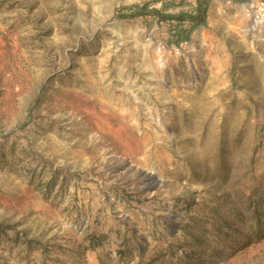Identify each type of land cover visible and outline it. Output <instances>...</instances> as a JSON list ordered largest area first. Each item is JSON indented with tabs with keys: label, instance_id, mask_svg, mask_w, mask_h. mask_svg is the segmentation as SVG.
Segmentation results:
<instances>
[{
	"label": "rangeland",
	"instance_id": "374dc122",
	"mask_svg": "<svg viewBox=\"0 0 264 264\" xmlns=\"http://www.w3.org/2000/svg\"><path fill=\"white\" fill-rule=\"evenodd\" d=\"M0 264H264V0H0Z\"/></svg>",
	"mask_w": 264,
	"mask_h": 264
},
{
	"label": "trees",
	"instance_id": "16d2710c",
	"mask_svg": "<svg viewBox=\"0 0 264 264\" xmlns=\"http://www.w3.org/2000/svg\"><path fill=\"white\" fill-rule=\"evenodd\" d=\"M233 1H245V0H233ZM247 1V0H246ZM204 5L201 1L198 2V5L196 7V12L194 14H177V15H170V14H162L159 15V12H155L154 15H157L164 21H170L172 20L174 22V25L178 30H176V35H174L171 39V43L179 46L182 42H187L190 40L191 34L193 31L200 26L201 24L205 23L204 18ZM151 12H148L147 6H141V5H132L129 7L123 8V17L126 18H133V17H139V16H146L150 14ZM188 24L184 28V25Z\"/></svg>",
	"mask_w": 264,
	"mask_h": 264
},
{
	"label": "bare ground",
	"instance_id": "6f19581e",
	"mask_svg": "<svg viewBox=\"0 0 264 264\" xmlns=\"http://www.w3.org/2000/svg\"><path fill=\"white\" fill-rule=\"evenodd\" d=\"M263 22L261 20H255L253 23V28L255 29L258 25ZM258 29V28H257ZM158 61V60H157ZM164 66V65H163ZM160 78V77H159ZM158 80V79H157ZM202 80V79H201ZM160 81V80H159ZM161 82V81H160ZM170 91V90H169ZM134 93V92H133ZM138 106V105H137ZM141 106V105H140ZM137 110V109H136ZM137 112V111H136ZM137 118V117H136ZM159 119V118H157ZM136 121V120H135ZM160 123V122H159ZM126 159V158H125ZM124 159V160H125ZM125 162V161H124ZM133 162V161H132ZM135 164V163H134ZM133 164V166H134ZM117 167V166H116ZM129 167V166H128ZM139 167V166H138ZM131 168V167H130ZM118 169V168H117ZM139 169V168H138ZM141 181L144 183V187L153 190L155 187H162L166 182H164L160 176L153 171L138 170ZM135 172V171H134ZM137 172V170H136Z\"/></svg>",
	"mask_w": 264,
	"mask_h": 264
}]
</instances>
